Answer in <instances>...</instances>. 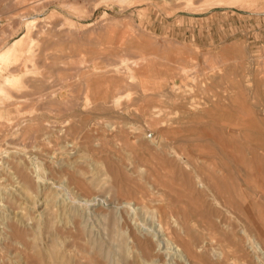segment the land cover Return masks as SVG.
<instances>
[{"label": "rangeland", "instance_id": "rangeland-1", "mask_svg": "<svg viewBox=\"0 0 264 264\" xmlns=\"http://www.w3.org/2000/svg\"><path fill=\"white\" fill-rule=\"evenodd\" d=\"M27 20L35 21L37 29L45 31L44 39L34 64L37 73L26 76V84L14 91L17 104L5 109L12 119L2 127L0 164L5 165L13 157L21 160L22 165L30 168L32 177L34 174L37 185L34 191L39 192L37 196L28 192V198L24 197L23 190L5 179L0 169V205L5 206L0 214H6L1 215L0 227L6 219L24 213L31 219L22 225L31 230L33 251L25 258L16 251L0 250V264H73L76 253H71L68 237L63 238L58 231L69 224L71 216L82 221L84 244L94 248H89L85 261L99 255L96 260L101 264H142L141 261L176 264L167 243L162 242L163 237L156 235L159 207L166 213L181 215L187 223L189 239L211 247L209 237H215L229 253L230 262L244 264L243 253L236 254V250L241 243L250 251L246 242L247 228L253 222L264 233V0L240 4L218 0H0V47L24 36ZM141 56H150V59L137 67L130 65L133 71L119 64L125 58L137 60ZM95 69L101 71L87 78L91 85L88 88L85 84L88 81L83 77ZM14 70L25 75L21 65ZM62 83L68 87L64 89L63 100L59 101L57 95ZM87 91L91 92L94 102L111 101L115 95L130 92L114 107L125 114V119H102L101 112L95 111L93 105L81 110ZM125 111H129L128 114ZM55 117L69 119L73 129L80 131V144L73 152L57 146L50 134L40 131L42 126L37 125L38 122L52 124ZM31 118L40 119L35 126H30ZM107 122L127 127V134L112 140ZM131 125L134 128L130 129ZM28 128L31 131L24 137ZM154 128L165 132L174 150L181 154L178 162L161 141L156 145L151 143V147L140 145V141H149L151 133L158 132ZM215 128L218 131H214ZM147 133L150 134L146 136ZM102 134H109L111 138L107 146L100 140ZM55 147L61 150L54 155ZM120 156L128 164L137 156L150 162L152 177H148L149 181L144 172L131 174L130 170H120L117 174L122 185H115L102 161L109 157L115 163ZM68 168L81 172V177L91 183V198L97 195L99 201L85 203L89 193L81 195L69 185L65 171ZM197 174L208 187L198 185ZM152 182H157L158 187L151 185ZM140 191L153 196L161 192L163 203H148L144 209L134 212L121 209L120 201L137 198ZM47 193L50 201L46 200ZM1 194L3 198L22 201L10 208L1 201ZM222 204L231 206L238 214L229 212ZM61 208L73 210L68 214L67 209L62 212ZM134 234L154 238L156 251L162 254L161 261L143 257L132 243ZM3 242L0 239V249ZM75 258L82 259L81 256Z\"/></svg>", "mask_w": 264, "mask_h": 264}, {"label": "bare ground", "instance_id": "bare-ground-1", "mask_svg": "<svg viewBox=\"0 0 264 264\" xmlns=\"http://www.w3.org/2000/svg\"><path fill=\"white\" fill-rule=\"evenodd\" d=\"M26 2V0H24ZM48 1V0H47ZM124 0H120V2H123ZM217 1V0H215ZM247 1H251V0H218V2L221 3H227V4H240L242 2H247ZM254 1V0H253ZM45 2V1H44ZM142 2V1H141ZM145 2V1H144ZM38 3V2H37ZM146 3V2H145ZM39 4V3H38ZM220 5V4H219ZM38 6V5H37ZM68 6V5H67ZM34 7V6H33ZM60 7V6H59ZM38 8V7H37ZM143 13V12H142ZM21 21V20H20ZM19 21V22H20ZM23 21V20H22ZM21 23V22H20ZM25 26H26V34L24 36H22L21 38H18L15 40V42L13 43H9L0 47V139L3 136V130L2 127L4 126L5 123H7V121H11V117L9 115H7L6 113V108L13 106L15 104H17V102L14 100L15 95H14V91H18L20 90L25 84H26V76L28 74H33V73H37V68L36 66H34V64L36 63V61H38V49L42 46V42L44 39L43 34L45 33V31L43 30H39L37 29V24L35 21H25L24 22ZM104 27V26H103ZM49 28V27H48ZM111 29V28H110ZM138 33V32H137ZM141 34V33H140ZM76 35V34H75ZM56 37V36H55ZM70 37V36H69ZM107 38V37H106ZM61 40V39H60ZM66 40V39H65ZM77 40V39H74ZM141 41V39H140ZM142 42V41H141ZM99 43V42H98ZM102 45V44H101ZM70 50V49H69ZM68 50V51H69ZM80 50V49H79ZM71 51V50H70ZM81 52V51H80ZM121 52V51H120ZM117 55V54H116ZM121 55V54H120ZM135 55V54H134ZM133 55V56H134ZM153 55H151L152 57ZM57 57V56H56ZM135 57V56H134ZM156 58V56H154ZM121 58V57H120ZM150 59V56H141L139 57L137 60H132V59H123L119 64H121L122 66H125L129 69L130 71H133V69L130 67V65H133L135 67L143 65L148 63ZM52 64V62H51ZM22 66L23 70L25 72L24 74L17 73V70H14V68H17L18 66ZM30 65H33L32 68H30ZM92 65V64H91ZM79 67V66H78ZM116 69H119L118 65L115 66ZM118 67V68H117ZM91 69V68H90ZM184 72H188L187 69L182 68ZM101 71V70H100ZM98 69L94 70L92 73L88 72L87 74H85V76L83 78H85V80H87V78H89L91 76V74H96L100 72ZM41 73V71H40ZM195 76V75H194ZM82 77V76H81ZM132 77V76H131ZM197 79V78H196ZM88 81V80H87ZM45 83V82H44ZM47 83V82H46ZM252 83V82H251ZM62 88L60 89V92L58 93V100L62 101L65 95L64 89H66L68 87L67 84L62 83ZM86 86L89 88L90 82L88 81L87 83H85ZM258 86V85H257ZM50 87V86H49ZM40 88V87H39ZM42 88V86H41ZM83 88V87H82ZM135 88V87H134ZM84 90V89H83ZM86 91V90H85ZM93 91V90H92ZM130 93V92H129ZM125 94L126 96L129 95ZM40 95V94H39ZM46 95V94H45ZM83 95V94H82ZM124 94L120 93L118 95H115L112 97L111 101H101V102H97V101H93L91 92L87 91L84 95V105L81 110L85 111L86 107L93 105V107L95 108V111L101 112L100 118L102 119H125V114L117 111L116 109H114L115 106H117L120 103V100L122 98ZM124 95V96H125ZM33 97V96H32ZM42 97V96H41ZM214 97V96H213ZM224 97V96H223ZM27 99V98H26ZM223 99V98H222ZM204 101V100H203ZM78 104V103H77ZM75 104V105H77ZM108 104H111V106H108ZM51 105V103H50ZM53 105V104H52ZM49 107V105L47 106ZM55 107V106H53ZM80 108V106H79ZM90 108V107H89ZM210 108V107H209ZM53 109V108H52ZM127 109V107H126ZM132 109V107H131ZM212 109V108H211ZM224 109H228V108H224ZM260 109V108H259ZM135 110V109H133ZM200 110V109H199ZM209 110V109H208ZM248 112H250L249 110H247ZM127 112V111H125ZM129 112V111H128ZM128 112L126 114H128ZM262 112L264 113V108L262 109ZM132 113V112H131ZM210 113V112H209ZM253 113V112H252ZM175 114V113H174ZM256 114V113H255ZM95 115V114H93ZM177 115V114H176ZM130 116H132L130 114ZM232 116V115H231ZM243 116V115H242ZM251 116V115H250ZM230 117V116H229ZM253 117V116H252ZM245 118V117H244ZM250 118V117H249ZM248 118V119H249ZM40 118H31L29 120L30 126H35L36 121H39ZM55 121L51 124H38L39 126H42V128H40L41 132H44L45 134H50V136L53 138V140L55 141V143H57V146L66 149V150H70L71 152H73L76 149V145L80 144V139H81V135H80V131L79 130H74V125H72V123H70L69 119H64L61 117H55L54 118ZM205 120V119H203ZM239 120V118H238ZM152 122V121H151ZM245 122V121H244ZM249 122V121H248ZM23 124V123H21ZM35 124V125H34ZM107 126L110 128V137L112 138V140H118L119 138H121L123 135L127 134L128 129L127 127L121 125V124H117L114 122H107L106 123ZM136 124V123H135ZM134 125V124H133ZM148 125V124H147ZM136 126V125H135ZM141 126V125H140ZM152 126V125H151ZM235 126V125H234ZM21 127V126H20ZM237 127V126H236ZM250 127V126H249ZM130 129L134 128L132 125L129 127ZM206 128V127H205ZM217 128V127H216ZM213 129L214 131L217 129ZM18 129V128H17ZM92 129V128H91ZM155 130H157L158 132L156 133H149L150 136H148L149 141L148 142H142L140 141V145H147L148 147H151V143L156 145L158 141H161V144L165 143V150L169 151L171 154H174V157L177 159H181V154L176 152L174 150V146L172 144V142H170V140H168L167 135L165 134V132H163L162 130L159 131V129L154 128ZM31 131V128H28L25 132H24V137L26 134H28ZM39 131V132H40ZM218 131V130H217ZM239 131V129H238ZM247 132V131H246ZM96 133V132H95ZM103 133V132H102ZM250 133V132H249ZM248 133V134H249ZM107 135H101L100 136V140H103L105 143V146H107V144H109V139H111ZM148 133L146 134L149 135ZM181 134V132H180ZM100 135V134H99ZM156 135V136H155ZM233 137L237 136L235 134H232ZM240 135V134H239ZM250 135V134H249ZM48 137V136H47ZM22 138V137H21ZM31 138V137H30ZM33 138V137H32ZM89 138V137H88ZM189 138V137H188ZM227 138V137H226ZM34 139V138H33ZM50 140V138H47V140ZM237 139L238 136H237ZM99 140V139H98ZM184 140V139H183ZM224 140V138H223ZM35 141V140H34ZM41 141V140H40ZM240 141V139H239ZM18 142V141H17ZM22 142V141H21ZM51 142V141H50ZM89 142V141H88ZM86 142V143H88ZM100 142V141H99ZM221 142V141H220ZM15 143V142H14ZM43 143V142H42ZM120 143V142H119ZM160 143V142H159ZM19 144V143H18ZM22 144V143H21ZM39 144V143H38ZM53 144V143H52ZM96 144V143H95ZM44 145V144H43ZM37 146V145H36ZM223 146V145H222ZM9 147V146H8ZM44 147V146H43ZM203 147V146H202ZM225 147V146H224ZM238 147V146H237ZM37 148V147H35ZM39 148V147H38ZM56 148V147H55ZM196 148V147H195ZM198 148V147H197ZM226 148V147H225ZM240 149V147H238ZM151 149V148H150ZM205 149V148H204ZM61 149L60 148H56L54 155L59 152ZM81 150V149H80ZM86 150V149H85ZM153 150V148H152ZM156 150V149H155ZM191 150V149H190ZM9 151V150H8ZM204 151V150H203ZM238 151V150H236ZM51 152V151H49ZM101 152H103V150H101ZM168 152V153H169ZM205 152V151H204ZM216 152V151H215ZM245 152V151H244ZM248 152V151H247ZM78 153V152H77ZM76 153V154H77ZM156 153V152H155ZM162 153V152H161ZM194 153V152H193ZM209 153V152H208ZM11 154V153H10ZM18 154V153H17ZM24 154V153H23ZM165 154V152H164ZM169 154V155H171ZM201 154V152H200ZM203 154V153H202ZM26 155V154H25ZM137 155V154H136ZM161 155V154H160ZM246 155V154H244ZM11 156V155H10ZM8 156V157H10ZM22 156V154H21ZM53 156V155H51ZM166 156V155H165ZM4 157V156H3ZM6 157V156H5ZM4 157V158H5ZM24 157V156H23ZM173 157V156H171ZM187 157V156H185ZM189 157V156H188ZM3 158V159H4ZM27 158V157H26ZM39 158V157H37ZM87 158V157H86ZM173 158V160L175 159ZM1 159V158H0ZM23 159V158H21ZM25 159V158H24ZM42 159V158H41ZM73 159V158H72ZM154 159V158H153ZM208 159V158H207ZM2 160V159H1ZM7 160V158H6ZM189 160V159H188ZM225 160V159H224ZM5 162V160H3ZM216 161V160H215ZM69 162V161H68ZM178 162V160H177ZM176 162V163H177ZM190 161H188L189 163ZM226 162V161H225ZM205 163V162H204ZM72 164V163H71ZM94 164V163H93ZM102 164L105 166V168L107 169V172L109 175H111L113 177L114 180L113 182L115 183V185L117 186H121L122 182H120L118 180V174L117 172L120 170H130L131 174H135V173H139V172H144L146 175L145 177L148 180V177H152V168H151V164L150 162H146L144 161L142 158L140 157H136L135 161L128 164L126 162V159L124 157L119 158L118 162H111L110 158H106L102 161ZM172 164V163H171ZM190 164V163H189ZM210 164V163H209ZM31 164H29L30 166ZM48 165V164H47ZM52 165V164H51ZM66 165V164H65ZM192 165V164H190ZM206 165V164H205ZM37 166V164H36ZM68 166V165H67ZM91 167V165H89ZM96 166V164H95ZM160 166V165H159ZM164 166V165H163ZM63 167V166H62ZM61 168V167H60ZM164 168V167H163ZM162 168V170H163ZM180 168V167H179ZM197 167L195 166V169ZM0 169H2V171L4 172L2 174V176L5 177V179L14 182L13 184H16L17 187L20 188V190H23L21 192H23L26 196V198H28V196L31 193V196L33 195V193L35 194V181L33 177L31 176L32 173L29 171L30 168L22 165L21 160H17L16 158H12V159H8L6 164L1 165L0 164ZM165 170L168 168H164ZM184 169V167H183ZM262 169V168H261ZM34 170V169H32ZM31 170V171H32ZM38 170V169H37ZM103 170V168H102ZM213 170V169H212ZM211 170V171H212ZM1 171V170H0ZM54 171V170H53ZM62 171V170H61ZM60 171V172H61ZM66 171V178L68 180V183L70 186H74V189H77V191L81 192V195L83 194H87L89 193L87 197V201L85 202L86 204L88 203H93L97 200V195L96 197H94L93 199L91 198V196H93L92 194H90L91 187L90 184L87 183L82 177H81V172H75V171H71L69 168L65 170ZM173 170L169 171V173H171ZM179 171V169H178ZM92 172L94 173V171L92 170ZM100 172V171H99ZM31 173V174H30ZM35 173V172H33ZM48 173V171H47ZM168 173V174H169ZM263 173V171L261 172ZM37 174V173H36ZM35 174V175H36ZM39 174V173H38ZM54 174V173H52ZM58 174V173H57ZM84 174V173H83ZM82 174V175H83ZM97 174V173H96ZM178 174V173H177ZM186 174V173H185ZM51 175V174H50ZM86 175V174H85ZM83 175V176H85ZM104 175V174H103ZM138 175V174H136ZM160 175V174H159ZM172 175V173H171ZM53 176V175H52ZM56 176V175H55ZM174 176V175H173ZM180 176V175H179ZM205 176V175H204ZM217 176V175H216ZM57 177V176H56ZM55 177V178H56ZM64 177V176H63ZM86 177V176H85ZM103 177V176H102ZM107 177V176H105ZM140 177V176H139ZM12 178L15 180L13 181ZM50 178V177H48ZM53 178V179H55ZM66 178L64 180H66ZM155 178V177H154ZM188 178V177H186ZM198 185L202 188L204 187H208L207 183H205V181L203 180V178L197 174V176L195 177ZM194 178V179H195ZM43 179V178H42ZM51 179V178H50ZM87 179V178H86ZM105 179V178H103ZM180 181H181V176H180ZM193 179V180H194ZM219 179V178H218ZM228 179V178H227ZM2 180V179H1ZM36 180V179H35ZM38 180V178H37ZM40 180V179H39ZM92 180V179H91ZM110 180V181H111ZM151 180V179H150ZM166 180V178H164V181ZM169 180V178L167 179ZM212 181V179H210ZM60 181V180H59ZM94 181V179H93ZM149 181V180H148ZM171 181V179H170ZM251 181V180H250ZM253 181V180H252ZM6 182V181H5ZM61 182V181H60ZM91 182V181H90ZM100 182V181H98ZM155 182V179H154ZM166 182V181H165ZM173 181H171L172 183ZM195 182V183H197ZM258 182V181H257ZM8 182H6L5 184H7ZM42 183V182H41ZM67 182H65L66 184ZM95 183V182H94ZM169 183V182H167ZM169 183V184H171ZM174 183V182H173ZM180 183V182H179ZM215 183V182H214ZM155 185L158 187V183H151V185ZM182 184V183H181ZM255 184V182H254ZM42 185V184H41ZM68 185V186H69ZM97 185V184H95ZM103 185V184H101ZM175 185V183H174ZM263 186V183L261 184ZM8 186V185H7ZM11 186V185H10ZM9 186V188H11ZM92 186V185H91ZM254 186V185H253ZM261 186V187H262ZM42 187V186H41ZM45 187V186H44ZM43 187V189H44ZM93 187V186H92ZM160 187V186H159ZM2 188V187H0ZM99 188V187H98ZM140 188V187H137ZM153 188V186H152ZM180 188V187H179ZM217 188V187H216ZM258 188V187H257ZM256 188V189H257ZM4 189V188H3ZM42 189V188H41ZM39 189V190H41ZM42 189V190H43ZM48 189V188H47ZM68 189V188H67ZM95 189V188H94ZM97 189V188H96ZM185 189V188H184ZM183 189V190H184ZM14 190V189H13ZM41 190V191H42ZM46 190V189H45ZM55 190V189H54ZM59 190V189H58ZM72 190V189H71ZM100 190V188H99ZM186 190V189H185ZM184 190V191H185ZM201 190V189H200ZM211 190V189H210ZM37 191V190H36ZM50 191V190H49ZM60 191V190H59ZM156 191V189H155ZM170 191V190H169ZM188 191V190H186ZM190 191V190H189ZM239 191V190H238ZM6 192V191H5ZM7 192H10L9 190ZM12 192V191H11ZM14 192V191H13ZM28 192H30L28 194ZM39 192V191H38ZM38 192L35 194V196H37ZM55 192V191H54ZM54 192H52L51 194H53ZM79 192V193H80ZM173 192V191H172ZM193 192V191H192ZM202 192V191H201ZM218 192V191H217ZM240 192V191H239ZM44 192H42L43 194ZM62 193V192H60ZM97 193V192H96ZM140 194V196L138 195L137 198H131V199H123L122 201H120L119 204H121V209L124 208L125 211H129L132 210L133 212L138 210V209H144L143 207L146 206V204L148 203H156V204H161L162 202V198L161 196L163 195L161 192H157L159 196L156 195H149L145 192H138ZM191 194V192H189ZM254 193V192H253ZM16 194V193H15ZM75 194V192H74ZM77 194V193H76ZM172 194V193H171ZM223 194V193H222ZM226 194V193H225ZM48 193L45 195L46 200H49V197L47 196ZM81 195H79V197H81ZM109 195V194H108ZM175 195V194H174ZM181 195V194H179ZM204 195V194H203ZM9 196V195H8ZM12 196V194L10 195ZM21 196V195H20ZM34 196V195H33ZM41 195H39L38 197H40ZM55 196H58L57 193L55 194ZM61 196V195H60ZM68 196V195H67ZM253 196V195H252ZM251 196V197H252ZM2 197V194H1ZM15 197V196H14ZM19 197V196H18ZM77 197V196H76ZM84 197V196H83ZM183 197V196H182ZM190 197V196H189ZM206 197V196H205ZM33 198V197H32ZM35 198V197H34ZM48 198V199H47ZM55 198V197H54ZM78 198V197H77ZM90 198V199H89ZM99 198V197H98ZM161 198V199H160ZM31 199V197H30ZM43 199V197H42ZM45 199V198H44ZM43 199V200H44ZM81 199V198H80ZM86 199V198H84ZM218 199V198H216ZM53 200V199H52ZM58 200V199H57ZM120 200V199H119ZM182 200V199H181ZM197 200V199H196ZM199 200V198H198ZM2 202H6L7 206L10 208H15L16 204L18 201H22V199L20 200V198H15V200H13L12 198L9 197H2L1 198ZM34 201V200H33ZM45 201V200H44ZM50 201V200H49ZM59 201V200H58ZM57 201V202H58ZM66 201V200H65ZM69 201V199H68ZM81 201V200H80ZM84 200H82L83 202ZM99 201V200H97ZM104 201H106L104 199ZM241 201V200H240ZM31 202V201H30ZM60 202H63V200H61ZM114 202V201H113ZM16 203V204H15ZM27 203V202H26ZM36 203V202H35ZM44 203V202H43ZM46 203V201H45ZM44 203V204H45ZM49 203V202H48ZM193 203V202H192ZM40 204V203H38ZM50 204V203H49ZM65 204V203H64ZM70 204H72V202H70ZM95 204V203H94ZM204 204V203H203ZM34 205V202H33ZM37 205V204H36ZM100 205V204H99ZM196 205V204H195ZM223 205V204H222ZM22 206V205H21ZM27 206V205H26ZM47 206V205H46ZM49 206V205H48ZM63 206V205H62ZM66 206V205H64ZM75 206V205H73ZM103 206V205H102ZM164 206V205H163ZM168 206V205H167ZM171 206V205H170ZM193 206V205H192ZM202 206V205H201ZM5 207L4 204L0 205V209ZM58 207V206H57ZM72 207V206H70ZM89 207V206H88ZM138 207V208H137ZM223 207L228 210L229 212H233L234 215L238 214L237 211H234L233 208L231 206L228 205H223ZM7 208V207H6ZM42 208V207H41ZM47 208V207H46ZM64 208V207H62ZM61 208V210H62ZM77 208V206L75 207ZM80 208V207H79ZM112 208V207H111ZM201 208V207H200ZM215 208V207H214ZM219 208V207H218ZM9 209V208H8ZM23 209V208H22ZM28 209V208H27ZM34 209V208H33ZM32 209V210H33ZM58 209V208H57ZM68 210V208H65L62 210ZM72 209V208H71ZM69 209V210H71ZM78 209V208H77ZM148 209V208H147ZM252 209V208H251ZM17 210V209H16ZM26 210V209H25ZM68 210V214H70L71 212ZM73 210V209H72ZM76 210V209H75ZM169 210V209H168ZM5 211V210H2ZM14 211V210H13ZM80 211V210H79ZM77 210V212H79ZM96 211V210H95ZM131 211V213H132ZM178 211V210H177ZM10 212V211H9ZM34 212V210H33ZM81 212V211H80ZM240 212V211H238ZM12 213V212H11ZM21 213V212H20ZM18 214L16 217L10 218V219H6L9 218L6 216V220L3 221V225L2 227H0V235L3 239V243L1 244V251L2 252H8V251H15L18 252L19 254H21V257H27L28 254H30L31 250H32V245L30 242V238H31V230L29 228V226H27L28 228L24 227V223L29 222L28 220H31L28 217L24 216V213ZM26 213V211H25ZM38 213V212H37ZM44 213V212H43ZM42 213V214H43ZM57 213V211L55 212ZM73 213V211H72ZM83 213V212H82ZM100 213V212H99ZM110 213V212H109ZM203 213V212H202ZM211 213V212H210ZM255 213V212H254ZM5 214V213H3ZM9 214V213H8ZM23 214V215H22ZM45 214V213H44ZM48 214V213H47ZM67 214V212H66ZM81 214V213H80ZM143 214V213H142ZM244 214V213H243ZM1 215L0 214V220H1ZM6 215V214H5ZM5 215H2L5 217ZM30 215V214H29ZM35 215V213H34ZM72 215V214H71ZM114 215V214H113ZM118 215V214H117ZM184 215V214H183ZM209 215V214H208ZM246 215V214H244ZM49 216V215H48ZM66 216V215H65ZM83 216V215H82ZM115 216V215H114ZM113 216V218H115ZM131 216V215H130ZM133 216V215H132ZM157 216V221H158V232L156 235L162 236L163 237V241L162 242H166L167 246L169 248V251L176 264H235L234 262H230V258H229V253L227 252V250L225 249V247L220 244L218 242V240H216L215 237H209V241L210 244L212 245L211 247L208 246L207 243H198L195 240H191L189 239L188 233H187V229H186V221L184 219H181L180 216L175 215L173 213H166L162 207H159V210L156 214ZM215 216V215H214ZM225 216V215H224ZM242 216V215H241ZM39 216H37L38 218ZM51 217V216H50ZM107 217V216H106ZM139 217V216H138ZM229 217V216H228ZM244 217V216H243ZM70 218V216H69ZM126 218V217H125ZM184 218V217H183ZM211 218V217H210ZM225 218V217H224ZM202 219V218H201ZM214 219V218H212ZM220 219V218H219ZM246 219V217H245ZM3 220V219H2ZM2 220L0 222H2ZM34 220V219H32ZM188 220V218H187ZM203 220V219H202ZM209 220V219H208ZM225 220V219H223ZM37 221V219H36ZM44 221V220H43ZM52 221V219H51ZM65 222H68L67 219L64 220ZM86 221V220H85ZM220 221V220H219ZM33 222V221H31ZM46 222V221H45ZM60 222L62 223L63 221L60 220ZM82 221H79L77 217L75 216H71V220L68 222L69 224L66 225V227L62 228L61 230L59 229V234H61L62 236H64L63 238H65V236L68 237V247L71 251V253L75 252L76 255H74L75 257L77 256H81L82 259L78 260L74 257V259L72 260L73 264H101V262H98L97 258H90L89 260L85 261V258H87V255H89L90 250L88 247H86V245L84 244L85 238L83 235V229L81 227V223ZM127 222V221H126ZM206 222V221H205ZM214 222V221H213ZM56 223V222H55ZM59 223V222H58ZM64 223V222H63ZM119 223V222H118ZM217 223V222H216ZM222 223V222H221ZM24 226H23V225ZM32 224V223H30ZM38 224V223H37ZM66 224V223H65ZM84 224V223H83ZM209 224V223H208ZM219 224V223H218ZM33 225V224H32ZM43 225V224H42ZM45 225V224H44ZM51 225V222L50 224ZM54 225V224H53ZM132 225V223H131ZM206 225V224H205ZM221 225V224H220ZM226 225V224H225ZM1 226V225H0ZM52 226V225H51ZM65 226V225H64ZM112 226V225H111ZM114 226V225H113ZM210 226V225H209ZM218 226V225H216ZM224 226V224H223ZM36 227V226H35ZM87 227V226H86ZM115 227V226H114ZM40 228V226H39ZM128 228V227H127ZM210 228V227H209ZM221 228V227H220ZM58 229V228H57ZM227 229V228H226ZM36 230V229H35ZM56 229H54L55 231ZM85 230V227H84ZM217 230V228H216ZM221 230V229H220ZM225 231V229H222ZM196 231V230H195ZM207 231V230H206ZM219 231V230H217ZM232 231V230H231ZM230 231V232H231ZM39 232V231H38ZM57 232V230H56ZM135 232V231H134ZM215 232V231H214ZM222 232V231H221ZM228 232V231H227ZM247 240L246 242L248 243V248L250 249V251H248L245 246L243 244L240 243V245H238V249L236 250V254L238 252H242L243 253V258L245 259L244 264H264V233H262L261 231H259L256 227L255 224L252 222L249 226V228H247ZM87 233V232H85ZM140 233V232H139ZM149 233V232H148ZM36 235V233H33V235ZM223 234V233H222ZM55 235V233H54ZM58 235V233H57ZM56 235V236H57ZM88 235V233H87ZM90 235V234H89ZM144 235V234H143ZM155 236V234H153ZM226 235V234H225ZM133 236V235H132ZM152 236V234H151ZM214 236V235H213ZM220 236V235H219ZM228 236V235H227ZM231 236V235H230ZM232 237V236H231ZM34 238V237H33ZM57 238V237H56ZM237 238V237H236ZM36 240V237L34 238ZM55 239V238H54ZM61 239V238H60ZM154 239V238H152ZM150 239L147 236H144L143 238H141V236L139 237L138 235L136 236L134 234L133 238H132V243L134 245V247H136L139 252L143 255V257H147L148 259H151V261H161L162 259V254L160 251H156V244L153 242V240ZM230 239V238H229ZM228 239V240H229ZM242 239V238H241ZM59 240V238L57 239ZM87 240V239H86ZM89 240V239H88ZM88 240L86 241L88 243ZM130 240V239H129ZM65 241V240H64ZM200 241V240H199ZM203 241V240H202ZM201 241V242H202ZM2 242V241H1ZM206 242V241H205ZM232 242V241H231ZM90 244V243H89ZM88 244V245H89ZM130 244V243H129ZM161 244V243H160ZM34 245V244H33ZM132 245V246H133ZM91 246V245H90ZM93 246V245H92ZM130 246V245H129ZM97 247V246H96ZM93 248V247H92ZM90 248V249H92ZM100 248V247H98ZM165 248V247H164ZM67 250V249H65ZM94 250V248L92 249ZM91 250V251H92ZM102 250V249H101ZM164 250V249H163ZM33 251V250H32ZM97 251V250H96ZM167 251V250H166ZM11 253V254H14ZM100 253V252H99ZM135 253V252H134ZM64 254V253H63ZM69 254V253H68ZM67 254V255H68ZM167 254V253H166ZM95 255V254H94ZM101 255V254H100ZM140 255V254H139ZM168 255V254H167ZM33 256V255H32ZM38 256V255H37ZM49 256V255H48ZM237 256V255H236ZM20 257V258H21ZM35 257V256H34ZM54 257V256H53ZM63 257V256H62ZM69 256H67L68 258ZM167 257V256H166ZM170 257V256H169ZM33 258V257H32ZM70 258V257H69ZM136 258V257H135ZM23 260V258H21ZM84 259V260H83ZM97 259V260H96ZM101 259V258H100ZM144 259V258H143ZM167 259V258H166ZM171 259V258H170ZM235 259V258H234ZM51 260V259H50ZM69 259H67L68 261ZM71 260V259H70ZM237 260V259H236ZM3 261V260H2ZM7 261V260H6ZM101 261V260H100ZM103 261V260H102ZM140 261H141V257H140ZM139 261V262H140ZM239 261V260H238ZM237 261V262H238ZM109 262V261H108ZM142 264L144 261H141ZM68 263V262H67ZM145 263V262H144ZM154 263V262H153ZM25 264V263H24ZM37 264V262H36ZM104 264V263H103ZM146 264V263H145ZM162 264H164V262H162ZM237 264V263H236Z\"/></svg>", "mask_w": 264, "mask_h": 264}]
</instances>
